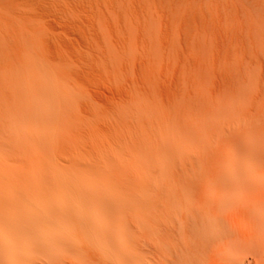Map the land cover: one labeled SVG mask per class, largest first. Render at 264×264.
Here are the masks:
<instances>
[{"label":"rangeland","instance_id":"374dc122","mask_svg":"<svg viewBox=\"0 0 264 264\" xmlns=\"http://www.w3.org/2000/svg\"><path fill=\"white\" fill-rule=\"evenodd\" d=\"M27 138L38 143L13 145ZM67 156L85 202L112 195L113 212L159 223L186 207L208 210V225L231 210L236 232L254 235L264 0H0V168L17 165L27 182L28 166L49 173L45 161ZM42 177L55 202L53 175ZM213 243L209 232L208 264H262L218 262Z\"/></svg>","mask_w":264,"mask_h":264},{"label":"bare ground","instance_id":"6f19581e","mask_svg":"<svg viewBox=\"0 0 264 264\" xmlns=\"http://www.w3.org/2000/svg\"><path fill=\"white\" fill-rule=\"evenodd\" d=\"M36 142L27 138L13 145L27 149ZM66 158L60 166L45 161L49 173L42 162L28 166L27 182L17 165L0 168V264H208L209 232L216 241L212 249L226 255L216 254L218 262L232 257L264 264V223L253 235L247 226L236 232L231 210L209 215V225L208 210L199 207L175 211L160 223L145 220L138 210L113 212L104 205L114 202L112 195L95 193L85 202L80 165ZM50 175L59 191L55 202L47 191L50 179L42 177ZM133 230L139 239L129 236Z\"/></svg>","mask_w":264,"mask_h":264}]
</instances>
